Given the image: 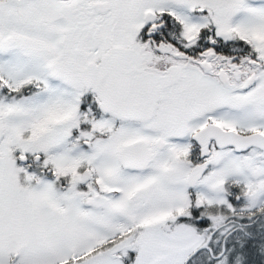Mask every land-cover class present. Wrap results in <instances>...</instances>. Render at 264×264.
<instances>
[{"label": "snow or ice", "instance_id": "snow-or-ice-1", "mask_svg": "<svg viewBox=\"0 0 264 264\" xmlns=\"http://www.w3.org/2000/svg\"><path fill=\"white\" fill-rule=\"evenodd\" d=\"M0 264H264V0H0Z\"/></svg>", "mask_w": 264, "mask_h": 264}]
</instances>
